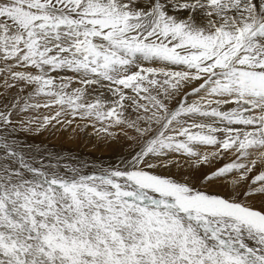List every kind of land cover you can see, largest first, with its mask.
I'll return each mask as SVG.
<instances>
[{
  "label": "snow or ice",
  "instance_id": "1",
  "mask_svg": "<svg viewBox=\"0 0 264 264\" xmlns=\"http://www.w3.org/2000/svg\"><path fill=\"white\" fill-rule=\"evenodd\" d=\"M0 264H264V0H0Z\"/></svg>",
  "mask_w": 264,
  "mask_h": 264
},
{
  "label": "bare ground",
  "instance_id": "2",
  "mask_svg": "<svg viewBox=\"0 0 264 264\" xmlns=\"http://www.w3.org/2000/svg\"><path fill=\"white\" fill-rule=\"evenodd\" d=\"M67 131L68 133L60 132L55 138L48 133H44L36 137L34 142L48 148L51 147L52 149L49 148L50 150L66 157L62 161L63 163L78 165L79 163L87 162L91 168L101 165H114L130 151V142L123 137L117 142L109 143L98 140L91 128L79 133H73L70 129ZM29 142L33 141L30 140ZM172 171L176 172V169L173 168ZM214 190L221 193L230 191V189L224 187Z\"/></svg>",
  "mask_w": 264,
  "mask_h": 264
},
{
  "label": "rangeland",
  "instance_id": "3",
  "mask_svg": "<svg viewBox=\"0 0 264 264\" xmlns=\"http://www.w3.org/2000/svg\"><path fill=\"white\" fill-rule=\"evenodd\" d=\"M66 133H68V131H64ZM60 134V132H56L54 134H52L53 138L57 137ZM65 134V133H64ZM55 135V136H54ZM66 135V134H65ZM50 149H52L51 147H49Z\"/></svg>",
  "mask_w": 264,
  "mask_h": 264
}]
</instances>
